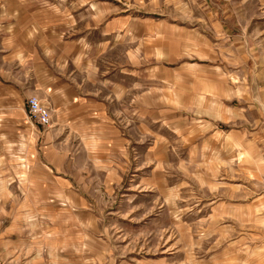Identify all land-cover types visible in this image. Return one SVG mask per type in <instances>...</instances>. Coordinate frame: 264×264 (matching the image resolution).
Returning <instances> with one entry per match:
<instances>
[{
	"label": "rangeland",
	"instance_id": "obj_1",
	"mask_svg": "<svg viewBox=\"0 0 264 264\" xmlns=\"http://www.w3.org/2000/svg\"><path fill=\"white\" fill-rule=\"evenodd\" d=\"M9 47L99 132L28 120L42 66H0V264H264V0H0Z\"/></svg>",
	"mask_w": 264,
	"mask_h": 264
},
{
	"label": "crops",
	"instance_id": "obj_2",
	"mask_svg": "<svg viewBox=\"0 0 264 264\" xmlns=\"http://www.w3.org/2000/svg\"><path fill=\"white\" fill-rule=\"evenodd\" d=\"M13 31L16 29V27L12 28ZM8 49L7 52L4 51V54L2 55V63H0V66H42L41 72L36 75L29 76V78H33L34 80H39L41 79L44 80V90H46L47 98L44 99L46 103L50 104V107L52 108V123L50 124L51 127L52 124H54V121L56 120H61L63 127L67 128V131L70 132L69 134L74 135L75 137L82 139L83 142V136L85 135V128H88V132L86 135L91 137L95 135L96 133L99 132V130H96L99 128L89 126V127H82L85 123V111L83 109L84 105V96L82 94V85L80 84L79 81H77V75L74 77V79L71 78H66V76L61 77L58 72L55 71L54 66H61V63L59 62V57H55L54 55L49 54L48 52L50 51V48H45L43 51H38V54L43 55L39 59L38 63V58H34L31 55L27 59H23L24 57L26 58L25 55H28L29 53L32 54L33 56L36 54L35 48L32 51H29V53H24L21 52L20 49L18 48H5ZM46 53V54H45ZM48 53V54H47ZM24 55L23 58H21V55ZM55 59L57 61H55ZM23 62V63H22ZM66 66V65H65ZM5 71V68L3 69ZM72 69H70L68 72H71ZM56 72V73H55ZM7 77H3L5 80V84H8L7 86H4V88L8 87L9 92H8V98L3 99L9 104L15 103L16 100H18V94H19V87H20V80L19 78H15L13 76V70L11 69L6 71ZM12 77V80L10 82L8 79ZM81 87V88H80ZM29 90H33L31 88H34L33 86H27ZM12 102V103H11ZM57 108H61V114H57ZM59 115V117H58ZM90 118H93L89 114ZM28 120H31L28 115H27ZM72 121V122H71ZM76 121H79V124H77ZM33 122V121H32ZM35 123V122H34ZM74 129L72 127H74ZM110 127H108L107 130H109ZM94 130V131H93ZM114 130V128H113ZM93 137V136H92ZM93 140L96 139L95 137L92 138ZM98 141V140H95ZM84 144V142H83Z\"/></svg>",
	"mask_w": 264,
	"mask_h": 264
},
{
	"label": "built area",
	"instance_id": "obj_3",
	"mask_svg": "<svg viewBox=\"0 0 264 264\" xmlns=\"http://www.w3.org/2000/svg\"><path fill=\"white\" fill-rule=\"evenodd\" d=\"M28 113L30 119L41 125L49 126L52 120L50 108L42 104L37 96H30L27 99Z\"/></svg>",
	"mask_w": 264,
	"mask_h": 264
}]
</instances>
